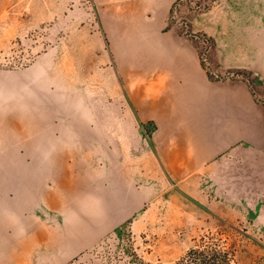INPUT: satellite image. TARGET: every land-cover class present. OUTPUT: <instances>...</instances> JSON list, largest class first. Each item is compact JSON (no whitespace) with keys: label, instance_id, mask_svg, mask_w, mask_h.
<instances>
[{"label":"crops","instance_id":"obj_1","mask_svg":"<svg viewBox=\"0 0 264 264\" xmlns=\"http://www.w3.org/2000/svg\"><path fill=\"white\" fill-rule=\"evenodd\" d=\"M177 1L91 0L87 59L59 45L0 81V246L37 242L34 264H62L138 214L146 169L185 193L215 168L264 169V100L238 76L264 90V0L170 26ZM176 28L210 38L231 77H209Z\"/></svg>","mask_w":264,"mask_h":264},{"label":"rangeland","instance_id":"obj_2","mask_svg":"<svg viewBox=\"0 0 264 264\" xmlns=\"http://www.w3.org/2000/svg\"><path fill=\"white\" fill-rule=\"evenodd\" d=\"M216 1L181 2L171 10L168 23L187 25ZM96 18L91 0H0L2 85L59 45L87 59L98 41L95 35L101 38ZM176 29L200 54L209 77H231L214 71L210 38ZM238 76L258 100H264L258 82L243 71ZM152 129L146 124V133ZM210 173L212 179L199 178L185 193L184 185H170L163 175L153 177L146 169L145 201L138 214L98 235L93 246L62 264H175L204 244L225 249L232 264H264V169L215 168ZM158 181L161 184H155ZM38 245L22 241L19 250L18 244L6 242L0 246V264H34Z\"/></svg>","mask_w":264,"mask_h":264},{"label":"trees","instance_id":"obj_3","mask_svg":"<svg viewBox=\"0 0 264 264\" xmlns=\"http://www.w3.org/2000/svg\"><path fill=\"white\" fill-rule=\"evenodd\" d=\"M175 264H232V261L225 249L212 248L204 244L188 251Z\"/></svg>","mask_w":264,"mask_h":264},{"label":"built area","instance_id":"obj_4","mask_svg":"<svg viewBox=\"0 0 264 264\" xmlns=\"http://www.w3.org/2000/svg\"><path fill=\"white\" fill-rule=\"evenodd\" d=\"M184 1H187V0H178L172 9L173 10L176 9V5H178V4H180L181 2H184ZM189 2H191V0H189Z\"/></svg>","mask_w":264,"mask_h":264}]
</instances>
